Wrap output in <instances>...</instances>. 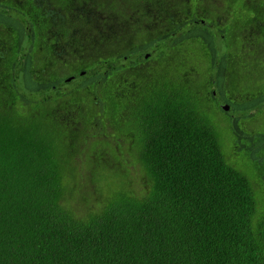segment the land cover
Listing matches in <instances>:
<instances>
[{
  "label": "trees",
  "instance_id": "16d2710c",
  "mask_svg": "<svg viewBox=\"0 0 264 264\" xmlns=\"http://www.w3.org/2000/svg\"><path fill=\"white\" fill-rule=\"evenodd\" d=\"M262 110L264 0H0V264H264Z\"/></svg>",
  "mask_w": 264,
  "mask_h": 264
},
{
  "label": "rangeland",
  "instance_id": "374dc122",
  "mask_svg": "<svg viewBox=\"0 0 264 264\" xmlns=\"http://www.w3.org/2000/svg\"><path fill=\"white\" fill-rule=\"evenodd\" d=\"M216 116H218V117L222 116L224 119H227V117L223 116L220 113H218ZM263 122H264V110H262L261 113L257 114V116L255 118H252V119H250L247 122H244L242 125H243V127H244V129L246 131H250L252 129L261 130V129H263V125H264ZM259 125H261L262 127L261 128H257V126H259ZM224 147H225V150L229 152V158L232 157L233 160H236L234 158V156H232L233 155V150L230 149V145L229 144H225ZM244 172L246 173V175L249 178L253 176V171L249 170L248 168H246L244 170Z\"/></svg>",
  "mask_w": 264,
  "mask_h": 264
},
{
  "label": "flooded vegetation",
  "instance_id": "af4514ba",
  "mask_svg": "<svg viewBox=\"0 0 264 264\" xmlns=\"http://www.w3.org/2000/svg\"><path fill=\"white\" fill-rule=\"evenodd\" d=\"M151 53L152 52H143L141 54V56H138L136 59H134V61L127 59L126 58V62H125V66H139V67H145V66H170L171 64H167L166 62H161V63H154L151 62V59H147L151 57ZM109 66H115V64H109Z\"/></svg>",
  "mask_w": 264,
  "mask_h": 264
},
{
  "label": "water",
  "instance_id": "95a60500",
  "mask_svg": "<svg viewBox=\"0 0 264 264\" xmlns=\"http://www.w3.org/2000/svg\"><path fill=\"white\" fill-rule=\"evenodd\" d=\"M84 71H81V73H83ZM76 75H73L72 77H74ZM221 108L224 109V110H227L228 109V105L227 104H221Z\"/></svg>",
  "mask_w": 264,
  "mask_h": 264
}]
</instances>
